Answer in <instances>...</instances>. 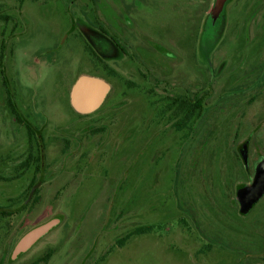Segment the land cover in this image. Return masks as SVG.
Segmentation results:
<instances>
[{
    "label": "rangeland",
    "instance_id": "1",
    "mask_svg": "<svg viewBox=\"0 0 264 264\" xmlns=\"http://www.w3.org/2000/svg\"><path fill=\"white\" fill-rule=\"evenodd\" d=\"M214 3L0 0L11 88L37 124L47 125L34 203L1 214L26 199L41 176L34 165L21 177L0 179L1 263L9 264L23 235L58 218L11 264H264V196L246 214L237 199L238 186L249 184L255 162L264 160V0L229 3L225 30L210 43L211 31L201 29ZM87 20L135 37L153 35L179 60L154 68L148 79L134 63L93 64L83 44L96 46L79 24ZM80 74L112 85L90 115L70 104ZM177 93L202 96L203 110L195 116L174 101ZM1 119L3 144L16 126L8 127L12 119L0 99ZM18 161L0 159V173L14 176L10 168ZM149 225L150 232L117 243ZM48 252L54 254L43 261Z\"/></svg>",
    "mask_w": 264,
    "mask_h": 264
},
{
    "label": "flooded vegetation",
    "instance_id": "2",
    "mask_svg": "<svg viewBox=\"0 0 264 264\" xmlns=\"http://www.w3.org/2000/svg\"><path fill=\"white\" fill-rule=\"evenodd\" d=\"M232 1L233 0H227L223 7V10L219 14H216L214 10L211 9V11L206 17L205 28L203 29L202 27L201 29V31L203 30V32L205 29L206 31L207 30L211 31L210 36L205 35L206 36L205 40L210 39V43H213L216 37H219L221 33L224 32L225 23L227 19V14H226L227 5L231 3ZM23 2L24 0H19L20 5H23ZM214 4L216 5V0ZM20 12H21V9L18 10V13ZM210 20L212 21V23H210ZM79 24H81V26L84 28V31H86L89 37H91L92 43L97 48L96 49L95 47L90 46L88 43L83 44V49L86 52V56L92 59L91 62L93 64L104 65V64L111 63V62L113 63H120V62L121 63L123 62L134 63L141 68L139 72H141L148 79L150 77L149 74L153 72L154 68L165 70V68L167 69L166 63H169L170 60H173L176 62H178L179 60L178 56L172 55V53L169 51L168 45L165 46V44L163 43H158L157 41H155L153 35H142L140 36L141 38L135 37L134 34H129L128 30L123 31L122 27L115 26V28H112L111 26H109L108 24H105L104 22L101 24L99 22L90 23L87 20V23L85 22L82 23L79 21ZM75 26L77 25L76 24L72 25L73 28ZM13 27H14V30H11L12 33L15 31L17 24ZM12 33L10 34L8 33L7 36L11 35ZM136 39H138L139 41H137ZM202 45H203V41H202ZM12 52L13 50H11L10 54H12ZM8 55H9L8 43H6V38L4 36V38L0 41V99L3 100V102L5 103L6 110L8 111V114L10 118L12 119L9 121L8 127L16 126L11 133L15 134L16 136L18 135V137L16 136L13 137L12 135L11 137H9V138H12L11 139L12 141L8 142L7 140H9V138H6L5 142L3 144H0V148L3 145L8 146L7 150L4 151L5 153L0 152V159L1 160L15 159L19 161L15 165L11 166L10 168L11 169L10 172H12V174H15V173L17 174H15L14 176L12 175L10 177H4L0 173V179H3V180H11L15 178L16 176L21 177L25 175L26 171L30 169V167L33 165L35 166L36 172H40V175L43 174L44 173L43 160H45L46 158L44 129L47 128V125L46 123L44 124V126L38 125L35 119L32 117V113L28 111L29 108L27 109L25 106L24 107L22 106L24 104L23 101H25V99L16 97V93L14 89L11 88L10 79H9V76L6 70L7 67L5 65L6 58L8 60ZM144 66H146L148 69L146 70ZM76 80L75 79L72 80V83H73L72 87ZM72 87H71V90H72ZM71 90H70V93H71ZM176 95L178 97H176L174 101L176 100L179 101V104L182 107H185V109L188 108L190 109V111L195 112V116H196L197 111L200 112L203 110L205 101L203 100L202 96L197 97V93L194 95H191L190 97H185L184 95L178 94V93ZM70 104H71V101H70ZM71 107L75 112H77L73 108L72 105ZM78 114L90 115L92 113L90 114L78 113ZM0 121H1V125H4L5 120L3 121L1 119ZM257 164L258 162H255L254 170L256 169ZM245 166H246V162H245ZM246 167H249V162ZM42 180H43L42 175L39 177V179L35 178V180H33V182L29 185V189H28L29 191H28V195L26 199L16 209L27 208L28 206H31L32 203H34L36 199L35 195L37 191H39V187L41 184L36 188L31 200L26 205H24V203L29 197V194L32 188L38 182L41 181L42 183ZM4 209H6L7 211L16 212V210H12V209L10 210L9 208H4ZM40 240H38L33 245V247ZM14 248L11 254L9 255V264L14 263L16 260H19L28 251L32 249L30 248L28 251L20 254L16 258H13ZM49 253L50 252L45 254L46 258L43 261L47 262L54 254L51 252V256L48 257ZM5 257H6V253H3L0 258V264H5V263H1L4 261Z\"/></svg>",
    "mask_w": 264,
    "mask_h": 264
},
{
    "label": "water",
    "instance_id": "3",
    "mask_svg": "<svg viewBox=\"0 0 264 264\" xmlns=\"http://www.w3.org/2000/svg\"><path fill=\"white\" fill-rule=\"evenodd\" d=\"M226 1L216 0V5L213 9L216 14H219L223 10ZM111 89L112 85L104 77L94 74H81L75 81L70 93L71 105L78 113H93L103 105ZM241 153L247 166L249 162L247 143L244 144ZM40 184L41 181L32 188L24 205L31 200L36 188ZM263 196L264 160L257 164L251 182L246 185H239L237 188V199L240 204L241 213H248ZM59 224L60 220L54 218L27 232L15 245L13 258L28 251L38 240L50 233Z\"/></svg>",
    "mask_w": 264,
    "mask_h": 264
},
{
    "label": "trees",
    "instance_id": "4",
    "mask_svg": "<svg viewBox=\"0 0 264 264\" xmlns=\"http://www.w3.org/2000/svg\"><path fill=\"white\" fill-rule=\"evenodd\" d=\"M4 18V17H3ZM0 19H2V16H0ZM195 114V112H193ZM84 116V115H82ZM23 209L25 208H19V209H16V212L18 211H22ZM1 214H3L4 216L6 215H11L13 212L12 211H7L6 209H1ZM56 228V227H55ZM152 230V226L149 225V226H145V227H140V228H137L136 230H134L133 232L131 233H128L127 235L123 236V237H120L118 238L117 240V243L120 245V246H123L125 244V242L132 236V235H140V234H143V233H147V232H150ZM51 253H49L48 257H50Z\"/></svg>",
    "mask_w": 264,
    "mask_h": 264
}]
</instances>
